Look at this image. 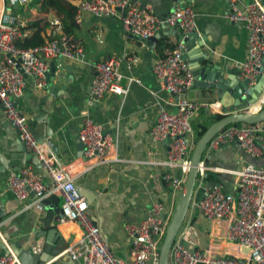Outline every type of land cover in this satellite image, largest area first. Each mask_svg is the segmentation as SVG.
Here are the masks:
<instances>
[{
    "label": "built area",
    "instance_id": "built-area-1",
    "mask_svg": "<svg viewBox=\"0 0 264 264\" xmlns=\"http://www.w3.org/2000/svg\"><path fill=\"white\" fill-rule=\"evenodd\" d=\"M75 21L83 15L93 17H118L123 29L142 41L157 36L162 27L177 28L182 35L196 32V16L191 7H173L174 11L163 20L153 16L150 6L139 0H77ZM227 18L243 24L248 30L246 60L239 64L240 81L255 85L264 76V7L258 0L243 4L240 0H225ZM29 0H0V103L6 120L18 132L26 151L35 155L42 168L51 177L47 186L33 165H27L18 173L11 172L7 189L26 210L52 196L61 199L55 216V230L70 242L62 251L75 264H159L160 242L170 223L175 205L166 206L153 202L150 210L137 223H124L123 231L129 243L128 261L118 257L88 215V204L74 182V169L62 165L51 152V144L38 141L30 132L27 119L18 110L15 101L26 87L24 76L29 77L34 88L44 90L50 73V63L63 59L82 63L85 51L79 42L72 41L60 21L51 22L53 35L42 46L20 48L19 41L25 35V25L11 13L15 6L27 5ZM184 44L175 39L163 42L161 53L152 67V73L163 89L171 95L170 112L160 102L155 104L157 119L150 130L154 141L166 144L167 157L158 163L162 167V182L168 187L174 200L183 193L189 170L190 157L196 145L190 120L201 111L218 115L228 113L220 103L191 101L186 97L195 77L183 54ZM19 64V69L16 67ZM119 61L111 58L100 61L94 68L90 97L100 101L106 95L125 96L128 89L121 85ZM247 92H245L246 94ZM264 109V88L257 100L242 110L247 115H257ZM82 149V165L86 171L106 159L115 139L102 125L85 117L78 133ZM264 121L253 125H233L217 133L207 144L198 166V177L188 213L177 232L170 249L168 264H264ZM228 145L242 151L234 169L207 167V156ZM246 159L251 160L249 163ZM263 159V160H262ZM75 167V166H74ZM232 177L229 189L219 184H206L207 172ZM172 212V214H170ZM8 253L0 255V264H22V251L11 246L0 234ZM40 246L28 250L37 254ZM61 254V253H60Z\"/></svg>",
    "mask_w": 264,
    "mask_h": 264
},
{
    "label": "crops",
    "instance_id": "crops-1",
    "mask_svg": "<svg viewBox=\"0 0 264 264\" xmlns=\"http://www.w3.org/2000/svg\"><path fill=\"white\" fill-rule=\"evenodd\" d=\"M39 1L29 0L27 5L12 7L11 13L25 25L24 37H27L32 30L38 29L41 37L47 41L50 35H53L51 22L58 19L50 8L39 10ZM150 1L157 5L164 0ZM240 1L249 4L253 0ZM258 1L263 5V0ZM194 2L187 6L193 9L196 16L197 38L184 45L186 62L191 70L195 69L199 74V77L194 76V83L204 82V69L217 73L216 76L221 81L227 82L228 78L232 77L229 73L233 71L239 73V64L246 60L248 30L245 25L233 23L227 18L228 5L225 0H194ZM65 3L76 9L78 1L65 0ZM174 6L176 5L173 4L171 7ZM61 24L63 29L60 32L69 34L66 23L61 22ZM172 30V27H162L160 31L162 37L157 45L149 48L144 41L126 33L118 17L98 18L83 15L78 23L75 21L72 37L75 42L83 46L84 61L80 64L63 59L51 61L54 63L56 75L46 84V88L60 87L62 90L47 107L48 112L51 113L49 123L48 120L39 123V120L46 117L42 112L46 106H43L39 99L50 97V93L34 88L30 79H25V91L15 101V105L27 119L29 126L36 123L33 136L38 141L48 143L50 137L47 133L48 130L52 131L51 152L62 165H69L74 169V182L84 198L82 193L90 195L95 193L88 209L95 211L99 221V232L112 251L127 261L129 243L123 231V224L139 222L155 201L166 206H171L172 203L175 205L177 202L162 182V167L158 165L167 157L166 144L162 141H154L150 136V130L157 119L155 104L160 102L168 111H175L169 104L171 95L163 89L151 70L161 53L160 43L167 39H175L179 42ZM178 32L181 34L179 30ZM202 37L207 38L208 42L203 46L199 41ZM111 58L119 61L121 85L128 89V92L124 97L106 95L98 102L92 101L90 81L94 75V68L98 62ZM215 65L218 67L216 71H214ZM215 84H212V87ZM227 84L231 83L227 82ZM212 87L191 86L186 92V97L191 101L218 102L222 107V101L219 99L221 93ZM227 99L232 103V98ZM217 116L207 114L205 111L195 114L190 120L194 129V139H196L197 125L199 123L208 125ZM85 117L102 125L105 132L115 139L114 146L109 150L104 162L89 171H86L82 165V150L79 149L80 142L76 138ZM36 119L38 122H35ZM1 144L8 148V152L2 147L0 152L7 155L10 160L14 161L22 157L15 151L18 146L21 147L19 139L13 136L5 137L0 130V146ZM260 147L264 151V141L260 143ZM239 158L244 159L239 148L228 145L210 153L205 163L207 167L234 169L238 165ZM261 166L264 167V160ZM11 172L12 170H8L4 176H0V234L7 239L6 244L8 241L11 246L17 245L22 251V264H41L38 261L39 257L48 260L47 244H53L52 249L61 251L59 256L53 258L51 264H75L67 255L62 254L72 237L68 241L60 237L58 241L53 242V235L50 232L45 235L42 225L34 220L35 217L43 214V207L36 204L31 209L24 208V204L35 202V196L30 195L28 201L19 202L7 189ZM207 178V185L219 184L226 190L233 180L232 177H224L210 171L207 172ZM52 197L58 198V196ZM60 203L61 199L59 206ZM35 246H40L37 254L27 253Z\"/></svg>",
    "mask_w": 264,
    "mask_h": 264
},
{
    "label": "water",
    "instance_id": "water-1",
    "mask_svg": "<svg viewBox=\"0 0 264 264\" xmlns=\"http://www.w3.org/2000/svg\"><path fill=\"white\" fill-rule=\"evenodd\" d=\"M139 1H141L143 5H150V7L152 8L153 16L161 20H163L166 16H168L170 13L174 11L173 7H171L173 4L179 5L181 8H184L187 5H192L195 3L194 0H164L161 4L159 3L155 5L150 0H139ZM263 7H264V3H263ZM172 33L176 37V39L179 42L183 43L184 45H187L189 42L192 41V39L197 38V34H195V31L184 36L182 34H179L177 28H173ZM160 37H162V32H160L157 36L144 42L146 43L147 47L152 48L155 45H157ZM199 41L201 46L206 45L208 43L207 38L205 37L200 38ZM183 59L186 60L185 52L183 54ZM50 66H51V73L47 83L50 82V79L55 78L56 75L54 63H51ZM16 67L18 69L20 68L18 63ZM216 70H218V67L215 65L214 71ZM191 71L195 74L194 76L199 77V74L197 73V71H195V69H192ZM203 73H204V77H203L204 82H197L194 83L192 86L195 85L196 88H209L210 86L212 87V84L216 83L212 88H215L218 93H221L219 99L222 101V107L224 112L228 114L227 116L220 118L214 124H212L207 129V131L200 137V139L196 142V145L190 157V165L184 183L183 193L180 195L179 199L175 204L174 212L172 214L170 223L167 227L166 233L164 235V239L159 249V264H168V258H169L171 246L174 242L177 232L179 231L183 221L185 220V217L189 210L190 203L193 198L196 181L198 177V166L200 161L202 160L207 144L217 133L221 132L224 128L228 126L253 125L264 121V109L257 115H247L245 113H242V110L247 108L249 105H252L257 100L258 96L262 93V90L264 88L263 75L258 78V81L255 85L249 87L248 81L246 80L240 81L237 79V76L239 75L238 72L233 71L229 73L231 74L232 77H229L227 82H230L231 84H227V82L221 81V79L216 76L217 73L211 70L207 71L206 69H204ZM207 74L208 76H206ZM24 78L30 79L29 77L26 76H24ZM91 81H90V85H91ZM46 87L47 86H45L44 90L50 93V97L39 99V102L42 103L43 106H46V109H42V112L46 115V117L39 120L40 121L39 123H42L47 120H48L47 123H49L51 113L48 112L47 107L52 104L53 102L52 100L55 99V97H58L59 96L58 93H60L62 90L60 87L54 88L49 86L51 89ZM245 92L247 93L245 94ZM227 98H232L233 99L232 103H229L227 101L228 100ZM35 122H38V119H36ZM34 128H36V123H32L30 127V132L32 133V135L33 134L35 135ZM0 130H1V134L4 135L5 137L13 136L19 139L18 132L6 120L4 114V108L2 107L1 103H0ZM52 134H53L52 131L48 130L47 135L50 137V139L47 141L48 144H51ZM76 138L77 141H79L78 134ZM0 147H2L8 152V148H6L4 145L1 144ZM78 147L80 150L83 149V146L80 145V143L78 144ZM15 151L17 154L21 155L22 157L14 161L10 160V158L7 155L0 152V176L2 175L4 176L6 174V171L8 170H12V172L18 173L20 169L29 165V163H32L36 173L44 179L45 184L47 186L52 185L51 177L42 168V165L38 160V158L35 155L28 153L22 142H21V147L18 146ZM246 160L249 163L252 162L249 159ZM82 194H84L86 198L85 200L87 201V204L90 206L93 201V197L95 193H91V195L85 193ZM59 200L60 199L56 197H51L50 199L42 200L39 204L40 206L43 207V214L34 218V220L37 223L42 225V229L45 231L44 233L45 235H47L49 232L51 235H53L52 236L53 242L54 240L58 241L60 239L59 234L55 230V216L59 210ZM87 213L92 218L93 225L99 228V221L95 215V211L90 208L88 209ZM52 245L53 244L51 245L47 244L46 246V255L48 260H43V258L40 257L38 258V261L41 262V264H46L47 262L51 264L53 258L60 255L61 251L58 249L55 250L52 249ZM7 253L8 250L6 246L2 243L0 238V255L5 256Z\"/></svg>",
    "mask_w": 264,
    "mask_h": 264
},
{
    "label": "trees",
    "instance_id": "trees-1",
    "mask_svg": "<svg viewBox=\"0 0 264 264\" xmlns=\"http://www.w3.org/2000/svg\"><path fill=\"white\" fill-rule=\"evenodd\" d=\"M45 8H50V10L54 13L55 17L61 21L62 23H66L68 29V36L74 40L73 31L75 30V8L73 9L71 6L66 5L65 0H40L39 1V10H43ZM25 36V35H24ZM19 41L18 46L20 48H32L37 46H42L45 44L44 38L41 37L40 31L38 29L32 30L27 37H24L23 41ZM75 41V40H74ZM163 43H160V50H162ZM213 119V122L210 124L199 123L196 127V139L197 142L200 137L207 131L211 124L215 123L219 119ZM215 120V121H214ZM239 126V125H237ZM208 178L206 177V180Z\"/></svg>",
    "mask_w": 264,
    "mask_h": 264
},
{
    "label": "rangeland",
    "instance_id": "rangeland-1",
    "mask_svg": "<svg viewBox=\"0 0 264 264\" xmlns=\"http://www.w3.org/2000/svg\"><path fill=\"white\" fill-rule=\"evenodd\" d=\"M172 212H173V211H171V213H170V214H172ZM163 239H164V237H163ZM163 239L161 240L160 244H162V241H163Z\"/></svg>",
    "mask_w": 264,
    "mask_h": 264
}]
</instances>
